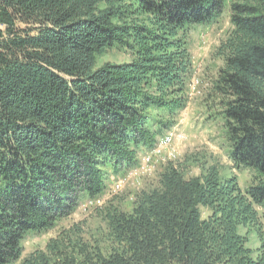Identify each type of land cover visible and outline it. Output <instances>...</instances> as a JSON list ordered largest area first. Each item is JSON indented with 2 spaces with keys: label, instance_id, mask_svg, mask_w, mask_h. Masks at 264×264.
<instances>
[{
  "label": "trees",
  "instance_id": "1",
  "mask_svg": "<svg viewBox=\"0 0 264 264\" xmlns=\"http://www.w3.org/2000/svg\"><path fill=\"white\" fill-rule=\"evenodd\" d=\"M224 1L0 0V264H264V0H231L211 83L249 186L169 161L130 210L118 197L97 209L100 237L72 225L23 253L26 233L104 196L108 164L158 146L188 106L192 33Z\"/></svg>",
  "mask_w": 264,
  "mask_h": 264
},
{
  "label": "rangeland",
  "instance_id": "2",
  "mask_svg": "<svg viewBox=\"0 0 264 264\" xmlns=\"http://www.w3.org/2000/svg\"><path fill=\"white\" fill-rule=\"evenodd\" d=\"M230 2L225 0L217 17L211 22L198 26L192 33L193 41V71L188 84V106L174 116L173 127L164 132L158 146L152 151H138L132 163L125 162L118 173L113 172L111 164L104 169L107 176V189L104 196L97 199L80 201L68 216L61 218L49 230L28 232L24 236V256L36 249H44L51 238H54L62 228L80 225L87 240L100 237L104 225L97 216V209L113 197L124 199L125 207L130 210L135 195L155 185L158 175L169 161L186 164L187 177L198 176L201 169L193 162L185 163L188 159L205 163L207 166L217 165L225 175L238 177L240 184L246 188L250 184L251 174L233 169L230 159V148L225 119L220 105V98L212 93V81L218 75L221 63L214 53L220 42L231 30ZM107 60L123 62L127 58L118 52H111ZM173 133L172 142L166 146L163 138ZM181 135L182 139L179 136ZM162 151L161 156H155L148 166L145 164L147 154ZM194 161V162H195ZM247 176V177H246ZM247 180H246V179ZM203 215L208 211L202 209ZM250 246L258 248L255 235H250Z\"/></svg>",
  "mask_w": 264,
  "mask_h": 264
},
{
  "label": "built area",
  "instance_id": "3",
  "mask_svg": "<svg viewBox=\"0 0 264 264\" xmlns=\"http://www.w3.org/2000/svg\"><path fill=\"white\" fill-rule=\"evenodd\" d=\"M179 137L180 138H178V139H182L181 135ZM167 145H169L168 142L165 143V148H166ZM161 154H162V151H157V150H155L153 152H149L147 154L145 164H147L149 166L150 165V162L153 161V158L155 156H161Z\"/></svg>",
  "mask_w": 264,
  "mask_h": 264
},
{
  "label": "bare ground",
  "instance_id": "4",
  "mask_svg": "<svg viewBox=\"0 0 264 264\" xmlns=\"http://www.w3.org/2000/svg\"><path fill=\"white\" fill-rule=\"evenodd\" d=\"M173 135H174V134L171 133V134L167 135L166 137H164V138L162 139L164 145H165L166 142H168V144H170V143L172 142V136H173Z\"/></svg>",
  "mask_w": 264,
  "mask_h": 264
}]
</instances>
